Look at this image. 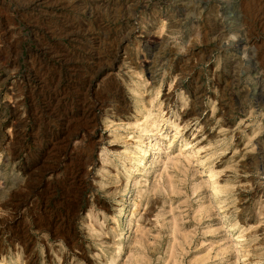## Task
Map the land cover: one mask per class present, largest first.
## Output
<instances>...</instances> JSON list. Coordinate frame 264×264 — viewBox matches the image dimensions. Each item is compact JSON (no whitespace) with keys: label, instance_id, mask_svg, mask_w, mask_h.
Listing matches in <instances>:
<instances>
[{"label":"rangeland","instance_id":"374dc122","mask_svg":"<svg viewBox=\"0 0 264 264\" xmlns=\"http://www.w3.org/2000/svg\"><path fill=\"white\" fill-rule=\"evenodd\" d=\"M0 264H264V0H0Z\"/></svg>","mask_w":264,"mask_h":264}]
</instances>
